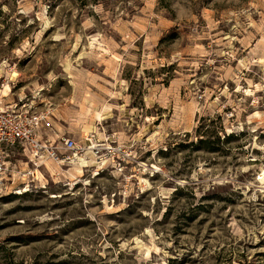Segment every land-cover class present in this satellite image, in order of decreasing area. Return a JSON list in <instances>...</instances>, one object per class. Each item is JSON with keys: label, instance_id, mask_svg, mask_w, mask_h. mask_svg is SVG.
<instances>
[{"label": "rangeland", "instance_id": "rangeland-1", "mask_svg": "<svg viewBox=\"0 0 264 264\" xmlns=\"http://www.w3.org/2000/svg\"><path fill=\"white\" fill-rule=\"evenodd\" d=\"M0 98L104 148L11 158L0 264H264V0H0Z\"/></svg>", "mask_w": 264, "mask_h": 264}, {"label": "built area", "instance_id": "built-area-1", "mask_svg": "<svg viewBox=\"0 0 264 264\" xmlns=\"http://www.w3.org/2000/svg\"><path fill=\"white\" fill-rule=\"evenodd\" d=\"M45 119V113L32 112L26 105L19 107L18 103H5L0 98V197L20 191L16 190L13 179L11 158L14 156L33 152L34 159H50L58 165L71 164L82 153L101 156L104 148L93 137L85 139L86 147L66 134L59 135L55 141L41 138L39 128ZM33 163L39 166L34 160ZM19 174L34 176V171H19Z\"/></svg>", "mask_w": 264, "mask_h": 264}, {"label": "bare ground", "instance_id": "bare-ground-1", "mask_svg": "<svg viewBox=\"0 0 264 264\" xmlns=\"http://www.w3.org/2000/svg\"><path fill=\"white\" fill-rule=\"evenodd\" d=\"M11 91V89H10V86L8 85L6 88H5V90L3 91L4 93H3V96H7V95H9V92ZM85 161H83L82 162V164H83V167H85V166H87V164H85L84 163ZM87 163V162H86Z\"/></svg>", "mask_w": 264, "mask_h": 264}]
</instances>
